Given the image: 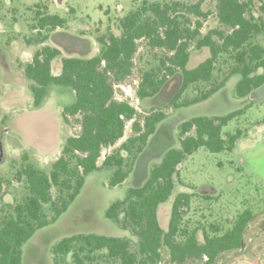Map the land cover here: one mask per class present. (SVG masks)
Here are the masks:
<instances>
[{"label":"trees","instance_id":"obj_1","mask_svg":"<svg viewBox=\"0 0 264 264\" xmlns=\"http://www.w3.org/2000/svg\"><path fill=\"white\" fill-rule=\"evenodd\" d=\"M253 4L254 0L217 1L216 12L223 29L211 30L199 39L197 47H209L211 55L194 68L188 67L190 48L201 34L202 21L190 26L188 17L179 14L178 6L166 2L144 1L138 10L121 19L120 36L113 32L99 36L100 51L92 58H62L58 75L52 72V61L61 51L45 45L35 52L33 60L24 66V74L31 81L34 106H41L52 85L71 88L76 94L75 101L64 108L63 118L70 123L71 116L77 117L80 130L66 138L61 155L50 171L38 167L28 154L22 156L17 179L25 183L27 195L0 219V264H22L23 245L37 230L55 222L69 208L91 172L112 169L109 185L125 182L158 124L167 118L163 110L141 115L130 102L115 98V85L124 83L132 74L140 39H148L151 46L168 52L159 66L143 73L136 91L141 100L157 95L169 75L179 71L182 85L171 101L175 108L208 99L235 74L241 75L236 84L239 97L247 96L264 83V44L254 42L258 35L264 34V17L255 16ZM191 8L198 16H207L199 11V5ZM66 23L67 19L57 14L38 10L32 28H38L39 32L28 42L42 43L48 39L49 32ZM223 54L235 60L229 75L200 95L180 102L191 85L213 80L217 61ZM260 69L262 72L258 73ZM241 112L198 116L182 122L181 147L168 150L162 161L152 166L142 186L129 188L124 199L110 204L106 217L130 231L136 242L129 237L97 233L71 235L52 247L54 263L159 264L162 248L166 247L177 264L190 261L217 264L224 253L241 249L249 223L258 216L251 209L239 213L224 232L217 226L209 232L183 222L192 194L182 192L173 201L168 229L162 227L159 219L160 205L173 194L179 165L202 146L212 152L232 150L243 131L224 138L222 129ZM130 120H133L132 134L99 165L103 150L124 137ZM2 186L1 179L0 193ZM200 230H203L202 241L198 237Z\"/></svg>","mask_w":264,"mask_h":264},{"label":"rangeland","instance_id":"obj_2","mask_svg":"<svg viewBox=\"0 0 264 264\" xmlns=\"http://www.w3.org/2000/svg\"><path fill=\"white\" fill-rule=\"evenodd\" d=\"M144 1L177 5L179 14L188 17L192 27L196 26L198 20L202 21L201 34L190 48L189 68L196 67L211 55L209 47L198 48L197 42L209 31L223 29L216 12L218 0H63L62 3L57 0H0L1 61L8 60L14 71L8 75L9 80L14 75L21 79L19 85L7 83L0 71V140L5 158L0 164V179L3 180L0 219L27 195L25 183L17 179L22 156L28 154L38 167L50 171L52 163L61 155L66 138L80 130L77 117L71 116L70 123L63 120L64 107L75 101V94L69 87L52 85L42 110L37 112L33 107L31 82L24 75V66L43 44L25 43V38L35 33L32 32V24L37 11L57 14L68 22L63 34L46 41L45 45L54 47L60 44L80 49L83 52L80 56L85 57L86 52H91L89 56L99 52V36L110 32L120 36L121 19L138 10ZM194 5H199V11L207 13V16L192 12L190 9ZM262 5L264 0H254L255 16L264 17ZM18 35L19 43L9 45L10 39ZM254 42L263 44L264 34L258 35ZM65 54L68 53L65 51ZM65 54L56 58L54 67L60 68ZM166 55L168 52L164 48L151 46L148 39L139 40L132 74L124 82L133 98L122 87L116 86L118 96L128 97L141 115L157 110L167 113V118L159 123L139 155L131 175L122 184L112 187L109 185L112 169L101 168L88 174L83 189L69 208L55 222L37 230L23 245L22 264H55L52 246L65 237L79 233L129 237L136 242L137 238L130 231L120 228L106 217L110 204L124 199L129 188L142 186L149 178L152 166L160 163L169 149L181 147L180 123L193 117L224 116L239 110L242 112L222 129L224 138L238 130L243 131L235 147L212 152L202 146L187 156L179 165L173 194L159 208V219L162 227L168 229L173 201L182 192L192 194L183 222L191 227L201 226L209 232L214 226L221 228V233L224 232L232 226L239 213L251 209L258 216L249 223L244 246L224 253L217 264H264V86L257 90L252 100L239 97L236 84L241 76L235 74L208 99L175 108L171 101L182 85V74H176L169 75L162 91L156 96L138 99L135 94L143 73L159 66ZM234 65L235 60L231 55H221L213 80L191 85L179 101L194 98L215 83L222 82ZM15 97H19V100L14 106ZM128 125L124 138L103 150L99 165L106 155L132 134L131 124ZM198 237L201 241L204 239L203 230L199 231ZM159 264H177L171 260L166 247L162 248Z\"/></svg>","mask_w":264,"mask_h":264},{"label":"flooded vegetation","instance_id":"obj_3","mask_svg":"<svg viewBox=\"0 0 264 264\" xmlns=\"http://www.w3.org/2000/svg\"><path fill=\"white\" fill-rule=\"evenodd\" d=\"M252 7H254V4H253V6ZM262 8H263V10H264V5H262ZM256 17H258V16H256ZM68 23V22H67ZM66 23V24H67ZM66 24L64 25V26H58L57 28H55L54 30H52L50 33H49V37H48V39H50V40H54V38H55V36H57V35H59V34H63V31H64V28H65V26H66ZM32 32L34 33H32L33 34V36H29V37H27V38H25L26 39V42L25 43H29L28 42V40L30 39V38H34L37 34H38V32H39V29L38 28H33L32 29ZM44 32V31H43ZM47 39V40H48ZM46 40V41H47ZM141 40V39H140ZM19 43V35L18 36H16V38H13V39H10V42H9V45H11V43ZM36 42V41H35ZM99 42V41H98ZM31 43H34V41L33 42H31ZM36 43H39V42H36ZM43 43H45V41L44 42H42V43H40V44H43ZM100 43V42H99ZM261 44V43H260ZM264 44V43H263ZM59 47H54V48H57V49H59L60 51H61V54L62 53H64L65 54V51L68 53V54H65V56L64 57H77V58H85V59H88V58H92V57H94V56H96L98 53H96V54H94V55H92V56H89L90 54H91V52H86L84 55H86L85 57H81L80 55H83V52H81V50L79 49H71V48H69V47H67V46H61L60 44H57ZM42 48V47H41ZM63 51H62V50ZM99 51H100V48H99ZM35 54V53H34ZM33 57H34V55H33ZM33 57H32V60H33ZM63 57V58H64ZM7 59V58H6ZM5 59V60H6ZM31 60V61H32ZM204 61V60H203ZM61 63H62V60H61ZM104 63V62H103ZM0 71H1V76L3 77V78H5L6 80H7V83H10V84H14V85H19L20 83H19V80H21L20 78H18L19 76H17V75H14V77H13V79H11L10 78V80H9V78H8V75H11V73L12 72H14V71H12L11 70V68H10V64L8 63V60H7V62H4V60H2L1 61V57H0ZM262 72V69H260L259 71H258V73H261ZM176 74H178L177 76H181L180 74H181V72L179 73V72H177ZM176 74H174V75H176ZM25 75V74H24ZM241 76V75H240ZM26 77V76H25ZM27 79V78H26ZM241 79V78H240ZM28 81H30L29 79H27ZM31 82V81H30ZM166 84V83H165ZM116 86H125L124 85V83H122V84H116L115 85V88H116ZM264 86V83L262 84V85H260L259 87H257L256 89H254L250 94H248L247 96H244V97H247V98H249V99H254V96L256 95V92H257V90H259L260 88H262ZM164 87V86H163ZM71 89V88H70ZM1 91V90H0ZM30 91H31V89H30ZM73 92H74V94H75V91L74 90H72ZM161 91H162V89H161ZM160 91V92H161ZM159 92V93H160ZM32 93V92H31ZM158 93V94H159ZM48 94H49V92H48ZM177 94V93H176ZM76 95V94H75ZM135 95H137V92H136V94ZM32 96H33V94H32ZM48 96V95H47ZM47 96H46V98H47ZM116 97V99H118V100H122V101H128V102H130V104H132L133 106H135L130 100H129V98H126V97H123V98H120L119 96H118V93H117V90H116V95H115ZM156 96V95H155ZM154 97V96H153ZM19 97H15V103H14V106L16 105V104H18V99ZM46 98L44 99V101H43V103L41 104V106H39V107H35L34 106V99H33V107L35 108V110H39L40 108H42L43 107V105L46 103ZM137 98L139 99V97L137 96ZM149 98H151V97H149ZM68 106V105H67ZM66 107V106H65ZM64 107V108H65ZM136 107V106H135ZM64 110V109H63ZM63 112V111H62ZM63 120H64V118H63ZM64 122H65V120H64ZM132 122H133V120H130V121H128L127 122V127H129V125L128 124H131L132 125ZM67 123V122H66ZM181 124V123H180ZM159 125V124H158ZM158 128V127H157ZM131 131H132V126H131ZM125 136V135H124ZM124 138V137H123ZM123 138H121V139H123ZM128 138V137H127ZM120 139V140H121ZM119 140V141H120ZM125 140H127V139H124V141ZM1 141V140H0ZM123 141V142H124ZM2 142V141H1ZM148 144V143H147ZM3 145V144H2ZM64 146V145H63ZM170 150V149H169ZM143 152V151H142ZM141 152V153H142ZM140 153V154H141ZM139 154V155H140ZM60 157V156H59ZM58 157V158H59ZM139 157V156H138ZM57 158V159H58ZM56 159V160H57ZM138 159V158H137ZM4 161H5V158H4ZM3 161V162H4ZM137 161V160H136ZM3 162H0V164L1 163H3ZM53 164V163H52ZM135 164H136V162H135ZM134 167H135V165H134ZM133 170H134V168H133ZM133 172V171H132ZM131 172V173H132ZM131 175V174H130ZM1 180V179H0ZM146 182V181H145ZM84 187V186H83ZM83 189V188H82ZM164 204V203H163ZM162 205V204H161ZM160 205V206H161ZM160 208V207H159ZM121 228V227H120ZM54 246V245H53ZM52 246V247H53Z\"/></svg>","mask_w":264,"mask_h":264},{"label":"crops","instance_id":"obj_4","mask_svg":"<svg viewBox=\"0 0 264 264\" xmlns=\"http://www.w3.org/2000/svg\"><path fill=\"white\" fill-rule=\"evenodd\" d=\"M47 41H50V39H48ZM46 42V41H45ZM16 43V42H15ZM15 43H13V45L15 44ZM43 46H45V44L43 43ZM54 47H58V46H55V45H53ZM62 50V49H61ZM63 51V50H62ZM64 54V53H63ZM19 56V55H18ZM33 57V56H32ZM32 60V59H31ZM31 60H30V62H31ZM55 60H56V58L52 61V72H53V74H55V75H58V74H60L61 73V68H62V64H61V66H60V68H56V67H54V62H55ZM8 92V91H7ZM17 92V91H16ZM45 106V104L43 105V107ZM42 107V108H43ZM42 108H40L39 110H37V112H40L41 110H42Z\"/></svg>","mask_w":264,"mask_h":264},{"label":"water","instance_id":"obj_5","mask_svg":"<svg viewBox=\"0 0 264 264\" xmlns=\"http://www.w3.org/2000/svg\"><path fill=\"white\" fill-rule=\"evenodd\" d=\"M59 3H62L63 0H57ZM4 161V149H3V145L2 142L0 141V162ZM244 246V244H243Z\"/></svg>","mask_w":264,"mask_h":264},{"label":"built area","instance_id":"obj_6","mask_svg":"<svg viewBox=\"0 0 264 264\" xmlns=\"http://www.w3.org/2000/svg\"><path fill=\"white\" fill-rule=\"evenodd\" d=\"M123 89H124V91L128 94V96H132V95H130L131 93H129V91L125 88V86H121ZM120 98H122V97H120ZM128 98V97H127ZM130 98H133V96L132 97H130Z\"/></svg>","mask_w":264,"mask_h":264}]
</instances>
